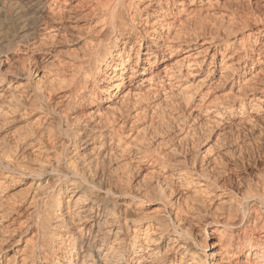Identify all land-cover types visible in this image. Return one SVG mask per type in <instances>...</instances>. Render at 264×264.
Here are the masks:
<instances>
[{
    "label": "bare ground",
    "instance_id": "1",
    "mask_svg": "<svg viewBox=\"0 0 264 264\" xmlns=\"http://www.w3.org/2000/svg\"><path fill=\"white\" fill-rule=\"evenodd\" d=\"M55 1L0 0V264H264V170L242 192L224 164V171H209L182 150L166 154L162 142L138 140L130 149L124 139L132 112L139 118L143 110L136 95L128 106L133 93L124 83L130 69L134 82L141 50L151 68L140 76L149 72L151 82L153 67L182 66L190 56L173 64L177 53H189L207 34L203 59L213 52V60L221 55L224 62L238 37L241 44L264 32V21L261 29L249 28L248 20L228 23L237 31L199 22L159 44L155 34L171 22L169 14H156L175 2L180 14L184 0H100L97 28L66 60L54 42L68 33L64 13L49 15ZM257 39L239 68L222 62L224 73L260 62ZM42 56L59 62L43 63ZM234 101L218 104L217 117L237 104L246 110L248 104ZM144 161L154 167L133 184ZM209 227L218 237L208 246Z\"/></svg>",
    "mask_w": 264,
    "mask_h": 264
},
{
    "label": "rangeland",
    "instance_id": "2",
    "mask_svg": "<svg viewBox=\"0 0 264 264\" xmlns=\"http://www.w3.org/2000/svg\"><path fill=\"white\" fill-rule=\"evenodd\" d=\"M98 1L100 2V0H57L51 4V11L49 12L50 17H52L51 19H57L64 13V23L68 27V33L66 35L56 37L58 39L54 38V42L58 43L56 50L59 51L61 54L60 57L63 59L69 60L67 58L69 55L76 54L78 48L82 45L81 42L83 39L88 38L91 35L90 31L92 29L95 31L97 28L95 26L97 20L93 17H95L94 14L97 11ZM176 3L165 6L164 10H160L156 14L162 17L169 14L170 17L168 19L171 22L170 30L167 31L165 28L161 33L158 32L155 34L158 37L157 42L159 44H164L165 42L171 43V40L177 34H184L185 30L193 27L196 23L200 24L199 22L206 23L209 28L211 26L223 29L231 26L230 28L233 31H237V26L233 24V26L228 25V23L231 24V21L238 19L248 20L249 28L251 27L253 29V27L255 28L260 25L258 28L261 29L262 21H264V0H184L183 6L179 7L183 9L180 14L175 10ZM58 11H60V14ZM56 13H58L57 16ZM255 19L260 21L256 23ZM255 24L258 25L256 26ZM254 37L258 39L257 46L253 50L255 52L257 50H260L259 52L264 51V32H259L257 36L254 35L248 41L241 44H239V38L241 37H238V42L232 43L231 47L225 51L223 62L221 55H218L213 60V52L206 55L205 60L203 59L205 52L201 48V45L205 39L210 38L207 34V36L197 39V41L195 40L189 53L183 54L182 52H178L173 61V64L178 61L182 62L181 60L183 58L190 56L186 60L189 63L191 62L190 64L198 62L199 67L198 65H194L197 68L193 69L191 67L188 69V62L184 60L182 66L179 67L175 64L172 68L169 67L163 71L165 62H160L153 67L155 76L152 77L151 82L146 81L151 78L149 72L144 77L140 76L143 72L142 68L150 67L147 63V57L143 56L145 50H141L142 60L140 59V62L136 65V75L133 78L134 82L132 84L129 83V78L132 75L129 65L128 69H130V72H126L124 75L126 88L131 89L133 93V96L128 97L129 99L126 103L132 107L136 103V100L140 99V103L143 106L139 118L136 116L133 118L135 114L132 112L133 115L128 119L124 136L126 146L128 147L129 145L130 149H134L135 145L132 147V144H138V140L146 143H156V145L162 142L166 154L176 153L174 148L178 149L176 150L177 152L182 150L180 151L181 155L186 156L189 154L186 157L196 160L204 169H206V166L208 167L207 170L211 167L219 170L221 168L219 165L224 164L223 166L228 169L222 166L220 172L221 170L224 171V169L231 171H228V173L233 174L231 178L234 181V186L236 185L235 188L240 187L238 188L239 190L241 189L243 190L242 192H246L249 186L257 180L256 176L259 175V172L264 170V96L262 95L264 92V57L257 63L249 61L245 71L239 69L234 73H224L221 68L232 65L235 68H239V63L241 64L243 60H246L245 55L248 52L251 56L250 48L252 42L255 41ZM137 49L138 46L136 47ZM183 49L184 47L181 48V50ZM136 50L131 52L130 64L132 66L135 65V61L137 60L135 59ZM44 57H39L40 61H43ZM169 58L170 54L164 55L163 57L164 60ZM47 60L49 59L46 58L44 61L46 62ZM50 61H55L54 63L58 64L59 58L58 61L57 59H50L48 62ZM222 62L225 63L223 67L221 66L223 64ZM168 74L169 77H173V80L167 81L166 75ZM230 75H233V77ZM163 81L166 83H163ZM135 95L138 99H136ZM255 95L258 96L256 99H260L259 101L255 99V103H251V97ZM233 101H244L248 104L246 110L241 111L239 104H237L235 110L223 112L224 114L221 113L223 116L217 117V108L221 105H229ZM168 147H170L169 150L171 149V152L166 149ZM135 163L133 161L132 165H135ZM151 166L152 168L154 167L152 161H144L138 164L139 171H141L139 173L137 168L134 169L137 170V173L135 171V173L133 172L134 176H136L132 180V183L136 184V177L138 175L141 176V174L144 175L147 172L145 170L149 172ZM212 168L210 170H213ZM234 177L237 179L235 180ZM247 183L249 185H246ZM212 230L211 227L208 228V231L212 233L211 237L207 238L208 246L209 243H212L218 237V234L212 232ZM197 231H194L196 237L199 235V238L197 237L196 239L201 240L203 235L200 231ZM14 246H17V244ZM13 247L5 251L4 257L7 255L10 256V254L12 255ZM207 253L209 255V251Z\"/></svg>",
    "mask_w": 264,
    "mask_h": 264
}]
</instances>
